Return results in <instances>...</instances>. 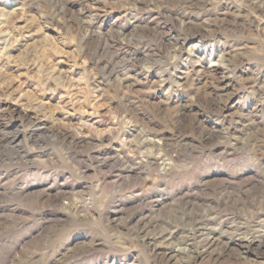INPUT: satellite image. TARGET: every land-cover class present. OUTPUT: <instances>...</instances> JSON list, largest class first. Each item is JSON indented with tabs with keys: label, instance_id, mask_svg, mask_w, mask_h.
<instances>
[{
	"label": "rangeland",
	"instance_id": "obj_1",
	"mask_svg": "<svg viewBox=\"0 0 264 264\" xmlns=\"http://www.w3.org/2000/svg\"><path fill=\"white\" fill-rule=\"evenodd\" d=\"M0 264H264V0H0Z\"/></svg>",
	"mask_w": 264,
	"mask_h": 264
},
{
	"label": "bare ground",
	"instance_id": "obj_2",
	"mask_svg": "<svg viewBox=\"0 0 264 264\" xmlns=\"http://www.w3.org/2000/svg\"><path fill=\"white\" fill-rule=\"evenodd\" d=\"M144 141L142 140L141 142H139V144H142ZM184 248L183 247H181V246H177V247H175V250L176 251H182Z\"/></svg>",
	"mask_w": 264,
	"mask_h": 264
}]
</instances>
